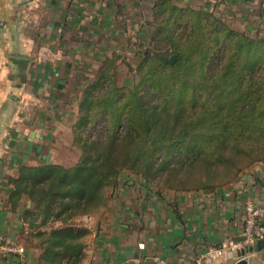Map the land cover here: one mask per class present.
I'll use <instances>...</instances> for the list:
<instances>
[{
	"label": "trees",
	"instance_id": "trees-1",
	"mask_svg": "<svg viewBox=\"0 0 264 264\" xmlns=\"http://www.w3.org/2000/svg\"><path fill=\"white\" fill-rule=\"evenodd\" d=\"M154 8L159 26L126 63L132 84H119L121 57L105 55L84 90L78 163L24 167L15 180L12 204L35 205L23 216L39 264H78L91 231L76 221L103 218L123 185L214 193L264 162V36L172 0Z\"/></svg>",
	"mask_w": 264,
	"mask_h": 264
},
{
	"label": "crops",
	"instance_id": "crops-1",
	"mask_svg": "<svg viewBox=\"0 0 264 264\" xmlns=\"http://www.w3.org/2000/svg\"><path fill=\"white\" fill-rule=\"evenodd\" d=\"M225 2L247 18H259L264 10V0ZM64 23V0H0V264H39L42 254L25 241L23 212L34 203L22 195L12 204V196L22 168L56 163L46 140L51 100L64 79L59 70L64 69ZM139 185L140 201L123 203L130 190H122L96 226L85 224L93 235L83 238L85 256L78 264H158L156 259L192 264L217 248L223 256L206 258V264H236L242 258L264 264V242L247 245L243 237L246 204L264 207V162L214 193ZM6 241L24 246L26 254L4 253Z\"/></svg>",
	"mask_w": 264,
	"mask_h": 264
},
{
	"label": "rangeland",
	"instance_id": "rangeland-1",
	"mask_svg": "<svg viewBox=\"0 0 264 264\" xmlns=\"http://www.w3.org/2000/svg\"><path fill=\"white\" fill-rule=\"evenodd\" d=\"M64 0V55L69 54L64 60V69H59L64 75L63 81L58 84V91L50 115L48 142L51 154L59 165L73 166L80 160L83 151L80 142L74 133V126L80 120L79 104L83 98L84 90L92 82L99 69L100 59L105 55L112 58L121 57L117 61L120 66L119 84L131 85L135 68L139 59L135 55L136 49L144 43H150L152 33L159 26L154 8L157 0ZM179 7L203 8L221 18L230 28L235 30H248L251 34L261 33L264 36V22L262 18H247L244 14L237 15L230 9L225 0H172ZM68 10V11H65ZM243 13V12H242ZM67 14L71 18L67 20ZM66 15V16H65ZM77 19V20H76ZM67 21L70 25H67ZM72 27L70 31H66ZM100 39H99V38ZM131 63L128 67L126 63ZM124 72V73H123ZM50 151V150H49ZM136 184L122 186L119 195L125 191V199L130 202L143 197L142 191L136 189L141 185L138 179ZM157 189L156 182H151L144 189ZM132 189H135L132 190ZM135 192V193H134ZM138 207V205H137ZM113 208V207H112ZM134 210L136 206L132 207ZM100 213H97L84 223L90 228L97 224ZM86 221H85V220ZM91 219V220H90ZM96 226V225H95ZM93 234H88L89 240Z\"/></svg>",
	"mask_w": 264,
	"mask_h": 264
},
{
	"label": "built area",
	"instance_id": "built-area-1",
	"mask_svg": "<svg viewBox=\"0 0 264 264\" xmlns=\"http://www.w3.org/2000/svg\"><path fill=\"white\" fill-rule=\"evenodd\" d=\"M243 237L247 245H253L258 241H264V207L258 206L254 202H248L245 207V224ZM4 253L18 255L23 257L26 254L24 246L6 241L1 247ZM224 254V250L214 249L206 254L204 258L195 260L192 264H206V258L217 260ZM158 264H168L167 262L156 259Z\"/></svg>",
	"mask_w": 264,
	"mask_h": 264
},
{
	"label": "water",
	"instance_id": "water-1",
	"mask_svg": "<svg viewBox=\"0 0 264 264\" xmlns=\"http://www.w3.org/2000/svg\"><path fill=\"white\" fill-rule=\"evenodd\" d=\"M175 60H176V56H173L171 61L174 62ZM258 242H259V246H260L261 242H264V241H258ZM236 264H248V260L246 258H242L238 262H236Z\"/></svg>",
	"mask_w": 264,
	"mask_h": 264
}]
</instances>
